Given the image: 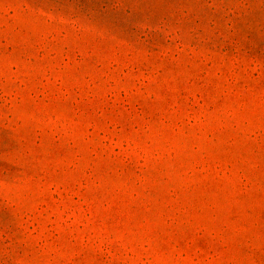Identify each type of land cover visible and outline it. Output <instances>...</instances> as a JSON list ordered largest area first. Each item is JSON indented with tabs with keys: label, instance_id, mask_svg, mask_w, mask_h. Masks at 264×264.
<instances>
[{
	"label": "rangeland",
	"instance_id": "rangeland-1",
	"mask_svg": "<svg viewBox=\"0 0 264 264\" xmlns=\"http://www.w3.org/2000/svg\"><path fill=\"white\" fill-rule=\"evenodd\" d=\"M0 264H264V0H0Z\"/></svg>",
	"mask_w": 264,
	"mask_h": 264
}]
</instances>
